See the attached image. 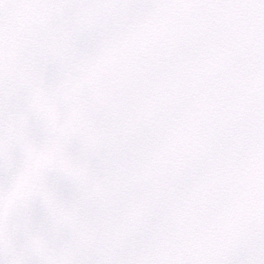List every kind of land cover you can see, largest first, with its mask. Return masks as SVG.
I'll list each match as a JSON object with an SVG mask.
<instances>
[{
    "label": "snow or ice",
    "instance_id": "1",
    "mask_svg": "<svg viewBox=\"0 0 264 264\" xmlns=\"http://www.w3.org/2000/svg\"><path fill=\"white\" fill-rule=\"evenodd\" d=\"M0 264H264V0H0Z\"/></svg>",
    "mask_w": 264,
    "mask_h": 264
}]
</instances>
